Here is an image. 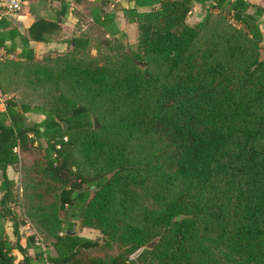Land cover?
<instances>
[{
  "label": "trees",
  "instance_id": "obj_1",
  "mask_svg": "<svg viewBox=\"0 0 264 264\" xmlns=\"http://www.w3.org/2000/svg\"><path fill=\"white\" fill-rule=\"evenodd\" d=\"M207 1L130 10L137 40L117 59L39 69L59 91L48 109L6 102L0 207L15 240L0 230V264H15L14 248L23 254L17 264H264V6L212 0L204 18L189 24L193 4ZM7 26L1 18L0 47L14 37L15 28L2 33ZM58 29L38 18L28 35L46 41ZM88 30L110 38L96 20ZM89 40H72V51L88 52ZM62 77L82 105L61 93ZM29 111L44 120L10 122ZM41 137L45 145L35 146ZM36 147L39 156L28 161ZM9 166L18 180L8 178ZM23 216L34 228L24 246ZM83 227L98 230L100 240L78 235ZM36 234L53 253L34 247L31 260ZM115 246V255L102 251Z\"/></svg>",
  "mask_w": 264,
  "mask_h": 264
},
{
  "label": "crops",
  "instance_id": "obj_2",
  "mask_svg": "<svg viewBox=\"0 0 264 264\" xmlns=\"http://www.w3.org/2000/svg\"><path fill=\"white\" fill-rule=\"evenodd\" d=\"M233 1V0H230ZM250 3L264 6V0H246ZM212 0H208L205 4L194 3L192 8L187 14V22L189 24L199 23L205 16L207 7ZM44 3H49L56 8L59 13V18H55L59 24L64 26L75 25V22L84 23V29H89V27L95 25V20L98 21L103 29H105L106 36H123L131 35L130 43H135L137 40V23L130 22L128 17L130 16L129 11L135 9L138 13L148 11L150 5L152 7L159 6V0H72V5L48 2L45 0H31L26 6L23 7L21 11L12 16L0 17L4 19V23L8 26L4 28L2 33L6 36L7 29L15 28L13 39L9 37L6 38L4 42V47L7 51L14 54V57L22 58L25 60H32L34 57L38 58L41 53L49 49L46 42L32 40L28 35V28L36 21L38 18H45L44 9L46 8ZM69 6V7H68ZM52 8V7H51ZM38 13L41 15L39 16ZM46 19V18H45ZM79 24V23H77ZM261 30L264 37V15L261 17ZM13 57V58H14ZM11 58V59H13ZM11 59L5 58L4 61L0 62V86L7 92L10 96L8 101L16 102L20 104L17 100L20 98V91L18 90V83L16 80L17 73L14 72V67L8 62ZM5 105H0V111L5 110ZM44 115L39 112H23L17 116L10 117L11 123L23 122L24 124L41 123L44 120ZM7 176L10 179L18 180V172L14 170L13 167L9 166L7 168ZM1 183V174H0ZM21 188L19 187V194L21 195ZM0 192V196H1ZM12 204V203H11ZM12 209L17 212L19 208L17 205H12ZM62 216V215H61ZM71 219V217L69 218ZM5 230L10 241H14L15 237L12 234V222L2 215V210L0 207V230ZM88 231L85 234V231ZM22 239L20 244L24 246V235L29 231H34L33 226L30 221L23 216L20 222L19 228ZM78 235L88 238L96 239L95 236L99 235V231L93 228L83 227L78 230ZM40 237H36L33 248L31 246L27 248V254L32 260L34 258V247H39L42 250H48L53 253V249L50 244L47 243L45 247L44 243L38 242ZM12 255L15 256L14 263H20L23 260V254L16 248L12 249ZM31 264H52L43 259L40 263Z\"/></svg>",
  "mask_w": 264,
  "mask_h": 264
},
{
  "label": "rangeland",
  "instance_id": "obj_3",
  "mask_svg": "<svg viewBox=\"0 0 264 264\" xmlns=\"http://www.w3.org/2000/svg\"><path fill=\"white\" fill-rule=\"evenodd\" d=\"M44 4L46 8L44 9L45 14L43 13V16L46 19H43L47 21H56L59 25V29L53 33L47 34V39L46 41H44L46 42L49 49L41 53L38 58L34 57L32 60H25L22 58L14 57L13 59H11L12 61L8 63L14 67V72L18 74L16 76V80L18 83L17 88L20 91V98H18L17 101L20 103V105L25 104L31 107L38 106L44 109H48L53 105V103H55L54 99L59 93V91H55L54 89V80L44 81L40 79V76L38 75L39 69L48 68L53 73H56L65 62H70L74 59H85L89 62L90 57H99L101 58L100 61L97 60L99 63L104 62V58H107L106 60H115L118 58V56L121 55L124 50L128 49V44L130 43L129 40H131V35L115 36L114 38H105L99 35L96 31L88 29L83 30L84 23L80 21H74L75 25L73 26L70 25L62 27V25L59 24V22L57 21L60 16L59 13L56 11V8L51 5H48L49 3ZM38 15L41 16L39 13ZM56 17L57 20L55 19ZM229 20L230 22H234L232 19ZM80 35H84L90 38L87 43L88 52H74L71 49L70 42L80 37ZM261 57L264 58V49L261 50ZM4 60L5 59L0 60V62ZM57 83L59 84L60 91L63 95L72 100L74 99L75 101H77L76 104L78 105H82L84 103L83 99H79V97L77 98V96L71 91L70 83L67 78L62 77L58 79ZM34 144L37 147L39 145H45V139L43 137L36 138ZM37 147L33 150V153H30V155L25 156L28 161H31L32 157L34 156H39V154L37 153ZM73 155L75 159L78 158L76 151L75 153H73ZM64 214V211L59 212V215ZM72 219H74L75 221H79L80 218L79 216L74 215ZM80 229L81 228H79L78 230ZM87 233L88 231L86 230L85 234ZM36 237H40V235L36 234ZM95 237L96 239L100 240L101 235L99 234ZM39 239L42 243H44L46 247L47 243L45 242V239H43L42 237H40ZM98 249V247L93 249V252L97 251ZM102 251L104 254L111 256L117 254L120 249L115 246L110 250L102 249ZM135 255L136 253L131 255L130 259L134 261Z\"/></svg>",
  "mask_w": 264,
  "mask_h": 264
},
{
  "label": "built area",
  "instance_id": "obj_4",
  "mask_svg": "<svg viewBox=\"0 0 264 264\" xmlns=\"http://www.w3.org/2000/svg\"><path fill=\"white\" fill-rule=\"evenodd\" d=\"M31 0H0V17L3 16H12L23 9ZM48 2H56L62 4L72 5V0H45ZM14 57V54L7 51L5 48L0 47V60L5 58L11 59ZM10 99V96L5 93L0 86V105H5L6 102ZM66 141V137L63 138ZM56 149H60L61 145L57 144ZM14 152H19L17 148L14 149ZM56 156V154L54 155ZM40 244L41 240L38 239Z\"/></svg>",
  "mask_w": 264,
  "mask_h": 264
},
{
  "label": "water",
  "instance_id": "obj_5",
  "mask_svg": "<svg viewBox=\"0 0 264 264\" xmlns=\"http://www.w3.org/2000/svg\"><path fill=\"white\" fill-rule=\"evenodd\" d=\"M141 66L143 67V64H141ZM93 121H94V127L97 128V127H98V123H97L96 119H94ZM41 129H42V127H41ZM158 240H159V237H155V238H153L151 241H149V242L145 245V247L148 248V249H152V248H154L155 245L157 244Z\"/></svg>",
  "mask_w": 264,
  "mask_h": 264
}]
</instances>
